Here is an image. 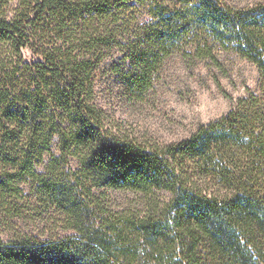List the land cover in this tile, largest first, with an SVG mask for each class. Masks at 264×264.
I'll use <instances>...</instances> for the list:
<instances>
[{
  "label": "trees",
  "instance_id": "trees-1",
  "mask_svg": "<svg viewBox=\"0 0 264 264\" xmlns=\"http://www.w3.org/2000/svg\"><path fill=\"white\" fill-rule=\"evenodd\" d=\"M221 53L257 89L187 139L105 108ZM0 227V264H264V0H0Z\"/></svg>",
  "mask_w": 264,
  "mask_h": 264
},
{
  "label": "rangeland",
  "instance_id": "rangeland-1",
  "mask_svg": "<svg viewBox=\"0 0 264 264\" xmlns=\"http://www.w3.org/2000/svg\"><path fill=\"white\" fill-rule=\"evenodd\" d=\"M220 59L223 71L209 62L192 64L175 55L162 66L144 101L122 106L116 98H107L105 108H114L128 127L159 142L187 139L199 125L228 114L247 87L257 89L254 64L234 53H221Z\"/></svg>",
  "mask_w": 264,
  "mask_h": 264
}]
</instances>
